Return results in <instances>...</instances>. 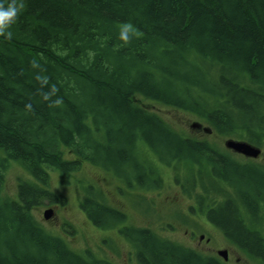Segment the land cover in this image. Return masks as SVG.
<instances>
[{"label":"trees","instance_id":"obj_1","mask_svg":"<svg viewBox=\"0 0 264 264\" xmlns=\"http://www.w3.org/2000/svg\"><path fill=\"white\" fill-rule=\"evenodd\" d=\"M25 4L12 38L0 36V264H84L31 214L44 203L65 204L50 190V176L80 184L79 207L88 220L117 223L126 216L106 205L80 176L82 168L87 163L140 189L150 178L148 153L163 165H195L200 178L209 171L226 181L244 206L232 200L218 207V225L242 247L261 250L242 218L263 208H257L264 204L262 173L178 133L148 106L188 113L195 131L203 124L205 134L262 143L264 0ZM123 23L135 32L127 45L118 39ZM9 163L27 174L15 199L3 196ZM132 235L156 264H216L157 242L149 231Z\"/></svg>","mask_w":264,"mask_h":264},{"label":"flooded vegetation","instance_id":"obj_2","mask_svg":"<svg viewBox=\"0 0 264 264\" xmlns=\"http://www.w3.org/2000/svg\"><path fill=\"white\" fill-rule=\"evenodd\" d=\"M193 126L195 128L196 125ZM196 127L200 133H203L206 130V127L203 126V124ZM207 133L219 135L226 140L221 151H219L222 156L229 158L233 163L239 166H244L247 169L256 168L255 170L260 171L264 177V156L262 149L260 148V145L264 142V140L262 143L255 144L243 139H233L231 137L218 134L213 130L208 131ZM195 140L205 141L199 139ZM230 140L234 142L246 143L254 148H257L260 151V154L256 158H251L237 153L226 146L227 142ZM207 143L211 146L209 142ZM146 159L147 162L151 163L152 168L146 169L145 175H150V178L143 182V187L140 189L129 188L124 180L117 179L113 175L105 173L107 176L116 181L114 188L115 197H125L126 200H128L133 206L139 208L140 211L144 213H147L150 210V212L155 216L160 210L165 209L168 215L179 220L181 223L185 220L192 221L191 228L189 229L190 232H186L185 235L188 236V242H194L195 239H197V250L165 239L148 227H137L132 225L127 215L121 212L118 208L112 206L111 203L107 202L105 195L93 183L92 185L96 191L102 194L106 205L126 216L123 220L117 223H110L106 220V218H104L105 220L103 219L104 223H96L88 220L84 213L80 210L85 218V222L93 229V231L99 234L100 238L97 243L94 242L95 233L92 230H86L85 233H81L76 230L71 231L68 224H62L61 230L67 233L68 236L72 237L67 242V240L63 237L50 232L48 233L38 224L37 225L48 236L62 242L65 245L67 252L72 253L75 258L79 259L84 264H156L150 260L151 256L144 253L146 250L144 249L143 251L141 249V245L139 246L136 242V239L132 235L133 229L146 233L149 231L153 235L152 238L157 242L159 240L170 245L172 244L174 247L181 249L182 252L185 251L194 255L202 263L213 261L216 264H231L233 262V256H237L238 258L235 259L236 263H239V261L243 258L246 260V263L249 261L251 264H264V204H257V208H259V206H262L263 208L260 209L259 213L255 217H250L245 214L246 216L242 218V225L246 226L249 229V232L254 234L255 237L261 241V250L254 252L250 249V247H242L239 245L235 242L233 237L229 236V234L218 225L219 219L216 217V213L219 210L218 207L220 205V208H222L224 203L227 204L233 200L232 204L235 207L241 208V206H244V203L234 201L236 199L235 195L238 200L239 197L232 189H229L226 181L215 180L209 171L204 173L203 179L200 178L199 174H197L198 171L195 165L191 166L190 164H179V166H177L176 164H170L169 166H166L161 164L158 159L152 156L151 153L147 154ZM258 160H261V164L254 163ZM160 166H165L171 170L172 175L170 180L173 189L175 190L170 195L163 198L159 197L158 202L162 205L159 208L154 201H150L148 198L152 193L159 194L165 189L166 180L161 174ZM187 166H191V169H187ZM155 171L157 175L152 177V174L155 173ZM211 181L217 184L219 192L214 191L211 186ZM155 197H157V195H155ZM247 204L249 203L247 202ZM78 209H80V207ZM52 212L54 215V211ZM167 225H169L168 231H174V227L170 224ZM165 230L166 229H163L164 232ZM89 232H91L92 235L89 234ZM189 233L190 235H188ZM76 238L78 240V249L72 248L69 244V242H72ZM141 242H143V240L140 241V244ZM93 244L96 249L109 253L111 258L107 255H104L103 257L97 256L92 247ZM216 244L221 247L217 248Z\"/></svg>","mask_w":264,"mask_h":264},{"label":"rangeland","instance_id":"obj_3","mask_svg":"<svg viewBox=\"0 0 264 264\" xmlns=\"http://www.w3.org/2000/svg\"><path fill=\"white\" fill-rule=\"evenodd\" d=\"M152 111H154L157 115H159L172 129L177 131L178 133L188 136L191 138L205 140L209 142L215 149L221 151L224 142L226 141L223 137L211 133H200L199 131H195L191 128V124L197 122L194 118L190 116L188 113H175L166 109L153 110L150 106H148ZM227 139V138H226ZM262 149V153L264 156V142L260 145ZM68 158L71 157L70 153L66 155ZM255 164H261V160L254 162ZM9 167L5 172L4 177V187H3V196L9 199H15L16 197V187L18 181L24 178H27V174L19 167L17 164L9 163ZM161 174L165 178V189L161 191L159 194L152 193L149 195L148 200L154 201L157 206L160 208L162 205L158 202L159 197L163 198L167 195H170L174 192L172 183H171V175L172 172L169 168L165 166H160ZM57 174V173H56ZM80 176H83L85 180L93 183L104 195L107 202L111 203L112 206L118 208L127 215L130 219L132 225L137 227H148L152 231L161 235L163 238L171 240L172 242L189 246L193 249H198V242L195 239L194 242H188V236L185 235L186 232H190V228L192 225V221L185 220L181 223L179 220L168 215L165 209L160 210L155 216L150 212L144 213L140 211L139 208L133 206L125 197H115V185L116 181L111 177L107 176L98 168L90 166L89 164H85L82 168ZM49 188L52 192L61 195L65 198V204H47L44 203L40 207L34 208L31 212L36 223L46 230L48 233H53L59 235L67 240V242L72 238L68 236L67 233L61 230L62 224H68L71 231L76 230L77 232L85 233L86 230L93 229L85 222V218L81 213L78 201L80 198V184L77 185L75 180H69L68 184H60L59 178L54 173L49 178ZM157 195V197H155ZM49 205V206H48ZM221 206V205H220ZM219 206V207H220ZM51 209L54 211V215L45 220L43 218V213L45 210ZM174 227V231L170 232L169 225ZM190 226V227H188ZM163 229H166L165 232ZM95 240L97 243L100 238L99 234L95 231ZM89 234L92 235L91 232ZM190 235V233L188 234ZM69 244L74 249H78V240L74 239ZM93 249L95 250V254L99 257H103L107 255L110 257L109 253L104 252L102 250L96 249L93 244ZM216 247H221L216 244ZM124 251V249H123ZM111 258V257H110ZM237 256H233V262L231 264H251L249 261L246 263V260L242 258L239 263H236L235 259Z\"/></svg>","mask_w":264,"mask_h":264},{"label":"clouds","instance_id":"obj_4","mask_svg":"<svg viewBox=\"0 0 264 264\" xmlns=\"http://www.w3.org/2000/svg\"><path fill=\"white\" fill-rule=\"evenodd\" d=\"M25 7V0H0V36L12 38V27L16 24ZM134 36L135 32L129 23H123L119 26L118 39L124 45L129 44ZM44 98L47 99L48 94ZM54 103L59 105L62 103V99L57 98Z\"/></svg>","mask_w":264,"mask_h":264},{"label":"water","instance_id":"obj_5","mask_svg":"<svg viewBox=\"0 0 264 264\" xmlns=\"http://www.w3.org/2000/svg\"><path fill=\"white\" fill-rule=\"evenodd\" d=\"M226 146L232 150H234L237 153H240L246 157L256 158L260 151L257 148H254L246 143L242 142H234V141H228ZM53 215V212L51 210H47L44 212V218L50 219Z\"/></svg>","mask_w":264,"mask_h":264}]
</instances>
